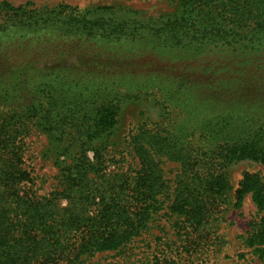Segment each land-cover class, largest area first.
<instances>
[{
    "label": "trees",
    "instance_id": "16d2710c",
    "mask_svg": "<svg viewBox=\"0 0 264 264\" xmlns=\"http://www.w3.org/2000/svg\"><path fill=\"white\" fill-rule=\"evenodd\" d=\"M175 2L157 27L143 33L134 19L109 12L115 10L112 7L96 9L90 17L70 13L54 19L32 15L35 10L27 9L30 2L13 6L0 1V264H80L84 256L117 251L140 235L148 218L149 207L143 205L144 200L155 202L161 191L155 156L181 166L183 186L169 210L194 228L213 206L227 202L231 185L225 167L240 160L264 164V108L260 106L264 97L248 96L243 104L235 92L240 88L232 84L245 72L249 78L243 95L264 88V68L260 69L264 64V0ZM143 34L151 49L182 53L194 70L213 69L217 78L230 74L231 84L225 85L222 79L214 84L216 78L211 83V79L193 77L189 82L186 76L181 77L174 88L185 101L196 99L193 109L198 110L199 118L190 120L187 113L186 121L180 122L177 112L173 125L177 134L170 133L173 136L167 140L159 129L152 132L142 125L135 129L128 146L137 160L136 176L131 177V184L118 186L121 191H114L113 201L122 209L121 216L110 209L111 205H105L99 218L71 210L66 218L57 214L51 221L43 201L32 199L22 189L23 182L29 180L21 168L27 120L41 111L46 128H54L58 120L60 124L65 121L62 115L67 113L60 109L54 114L51 107L55 101L62 104L64 100L57 96L59 84L54 82L60 73L68 71L93 75L101 85L113 76L122 81L120 88L135 93V99L138 95L147 98L158 88L164 90L165 81L146 82L125 75L133 71L138 53L125 61L111 52L141 39ZM49 53L60 59L45 62L38 72L32 70V63ZM7 77L12 82H6ZM72 85L65 84L68 90ZM90 87L93 85L85 89ZM229 95L237 97L235 104H225ZM212 97L217 103L211 104ZM88 102L91 104L90 99ZM86 103L82 100L84 107ZM108 104L111 109L115 107L111 101ZM67 120L86 122L89 137L91 128L98 126L86 113ZM107 121L113 122V118L98 119L101 124ZM246 195L256 208V217L249 223L243 243L264 254V182L256 175L243 179L232 207L239 209Z\"/></svg>",
    "mask_w": 264,
    "mask_h": 264
},
{
    "label": "rangeland",
    "instance_id": "374dc122",
    "mask_svg": "<svg viewBox=\"0 0 264 264\" xmlns=\"http://www.w3.org/2000/svg\"><path fill=\"white\" fill-rule=\"evenodd\" d=\"M6 1L13 6L30 2L27 9L35 10L32 15L38 14L39 18L52 16L54 19L70 13L90 17L96 9L112 7L115 10L109 12L134 19L143 33L149 27H157L161 17L176 5V0ZM144 40L143 34L141 39L128 42L111 52L125 61L132 60L138 53L139 56L133 59V71L125 75L146 82L155 79L162 84L165 81L162 84L164 90L158 88L147 98L138 95L135 99V93L130 94L127 87L120 88L118 83L122 81L113 76L106 78L101 85L93 75L68 71L60 73L54 82L59 84L57 96H63L64 100L62 104L55 101L51 107L54 114L60 109L66 112L67 115H62L66 118L65 121L60 124L58 120L55 127L49 129L41 120L43 112L39 111V114L28 118L29 125L25 128L21 147V168L28 174L29 180L23 182L22 189L32 199L43 201L50 218H55L57 214L66 218L67 212L71 210L81 212L91 219L99 218L105 205H111L110 209L121 216L122 209L116 207L117 203L113 201L117 194L114 191H121L118 186L123 188L125 182L131 184V177L136 176L137 160L128 146L135 129L140 125L153 130L152 132L159 129V134L167 140L173 136L170 133L177 134L173 128L179 114L177 112L181 115L178 117L180 122L186 121L187 113L190 120L199 118L198 110L193 109L196 99L192 97L190 101H185L183 94L174 88V83L181 77L186 76L184 79L189 82H192L193 77L211 79V83L216 78L214 84L219 83L217 79H222L225 85L231 84L228 83L232 79L230 74L217 78L213 77V69L194 70L192 62L182 53L151 49ZM41 57L32 63V70L35 72L40 71L45 62L60 59L50 53ZM21 63H17L18 66ZM263 68L264 64L260 69ZM230 69L234 70L233 67ZM248 78L249 74L244 72L239 77V82L232 83L240 88V92L238 89L235 92L239 93L243 104L250 96L264 97V88H258L253 93L245 91L244 95L241 93L243 87L246 89ZM5 81L12 82L8 77ZM65 84L73 85L68 90ZM88 84L93 87L85 89ZM126 94L132 97H126ZM225 98V104H235L237 101V97L230 95ZM211 99V104L217 103L215 97ZM82 100H86V107L82 105ZM110 101L115 106L113 109L108 104ZM260 106L264 108V101ZM85 113L94 118L98 125L91 128L90 137L85 130L86 122L67 120L69 116L82 117ZM101 116H110L113 122L98 123ZM154 159L161 191L156 195L155 202L149 198L144 200L143 205L149 207L145 229L117 251L84 256L80 264H264V254L245 246L242 239L249 223L256 217V208L250 195L244 197L239 209L231 205L246 176L256 175L264 182V164L240 160L225 167L231 185L227 202L213 206L204 216V221L194 228L187 219L171 214L169 210L183 186L180 184L184 177L181 166L163 157L155 156ZM51 221L54 219L51 218Z\"/></svg>",
    "mask_w": 264,
    "mask_h": 264
}]
</instances>
